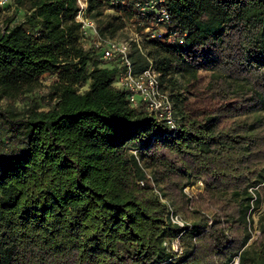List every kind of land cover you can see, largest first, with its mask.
<instances>
[{
  "label": "trees",
  "instance_id": "1",
  "mask_svg": "<svg viewBox=\"0 0 264 264\" xmlns=\"http://www.w3.org/2000/svg\"><path fill=\"white\" fill-rule=\"evenodd\" d=\"M86 1L106 39L154 16L136 7L147 0ZM162 1L169 32L131 58L160 74L175 129L116 86L124 68L95 48L77 0L11 2L23 15L0 30V264H264V211L250 244L264 116L221 123L264 111V0ZM202 70L211 109L192 115L181 79ZM45 75L58 76L49 109L18 107ZM195 180L199 200L184 193Z\"/></svg>",
  "mask_w": 264,
  "mask_h": 264
},
{
  "label": "built area",
  "instance_id": "2",
  "mask_svg": "<svg viewBox=\"0 0 264 264\" xmlns=\"http://www.w3.org/2000/svg\"><path fill=\"white\" fill-rule=\"evenodd\" d=\"M12 1L13 0H0V7L3 8ZM77 1L79 5V12L76 16V20L82 24L83 30H91L93 35V45L95 48L101 50L102 57L105 61H117L124 68L116 81V86L128 92L129 101L133 107L145 105L147 110L154 114L159 122H164L170 126V128L175 129L176 124L174 121V106L168 93L164 92L161 88L160 74L154 68L153 64H151L143 72L136 74L133 69L131 58L132 43H136L142 50V44L145 40H159L162 38L163 34L169 32L167 30V26L171 24L172 18L167 9L159 5L163 1L147 0L138 2L136 7L142 16L144 15V12L147 10L146 7L148 6L149 11L154 13V16L150 19V25L145 27V24L140 22L138 26L141 28V31H137L135 29L136 27H128L126 29L127 38L121 40L102 38L99 34L96 23L89 20L85 16L88 7L87 1ZM119 1H122L123 4H126L130 0H118L116 2ZM106 12L111 13L112 11L109 9ZM180 37L181 35L176 32L171 35L172 39H177ZM197 186L203 188V182L198 181ZM189 191V187L185 189V192L188 194V196L193 197ZM169 210L170 220L173 224H176L180 227H185L187 225L182 215L174 213L172 208H169ZM254 237L257 239L258 236L252 233V239ZM252 239L250 243L252 242ZM173 249L177 252L180 251L177 240L173 242ZM238 263L239 257H236L232 264Z\"/></svg>",
  "mask_w": 264,
  "mask_h": 264
},
{
  "label": "rangeland",
  "instance_id": "3",
  "mask_svg": "<svg viewBox=\"0 0 264 264\" xmlns=\"http://www.w3.org/2000/svg\"><path fill=\"white\" fill-rule=\"evenodd\" d=\"M10 6H5L3 8L0 7V30L5 28L6 20L9 18L16 17L18 18L19 15H23V11L18 10L19 12L16 13L17 7L15 4H9ZM17 15V16H16ZM119 40V39H118ZM211 72L202 70L199 72L196 78H192L189 74H186L184 78L181 79L183 86L186 88V105L189 109V112L193 115L196 111H207L211 109V102L204 98L202 94L205 92V89L210 81ZM58 81L57 75H45L41 78V86L33 93L29 94L28 97H23L21 100L17 102V106L23 108L26 104L31 105H38L40 106L41 110H48V104L50 102L49 96V88L50 86ZM259 116H264V111L255 112L249 114V116H242L233 119H223L221 123L229 122L232 123L234 120H248L250 122L254 121ZM196 181V180H195ZM193 182L194 185L188 186L190 188V194L195 198L198 199L202 194L205 193L204 188L197 186V181ZM186 187V188H188ZM185 188V189H186ZM259 188V189H258ZM184 193L187 194L185 192ZM256 189L259 190L262 198H264V185L257 187ZM257 190V191H258ZM188 195V194H187ZM264 202V201H263ZM264 204V203H263ZM264 211V205L260 207V209L253 210L252 212V221H253V228L252 233L259 237V230H258V216ZM219 211L218 210H211L207 213L211 216H215ZM184 216V215H183ZM257 237V238H258ZM256 240L254 237L252 241ZM252 243V242H251ZM250 243V244H251Z\"/></svg>",
  "mask_w": 264,
  "mask_h": 264
}]
</instances>
